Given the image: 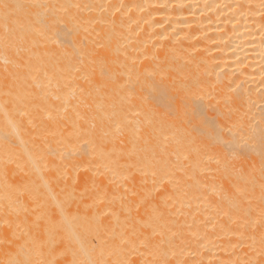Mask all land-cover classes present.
Returning <instances> with one entry per match:
<instances>
[{
  "label": "bare ground",
  "instance_id": "1",
  "mask_svg": "<svg viewBox=\"0 0 264 264\" xmlns=\"http://www.w3.org/2000/svg\"><path fill=\"white\" fill-rule=\"evenodd\" d=\"M0 264H264V0H0Z\"/></svg>",
  "mask_w": 264,
  "mask_h": 264
},
{
  "label": "rangeland",
  "instance_id": "2",
  "mask_svg": "<svg viewBox=\"0 0 264 264\" xmlns=\"http://www.w3.org/2000/svg\"><path fill=\"white\" fill-rule=\"evenodd\" d=\"M12 138V137H11ZM14 140V139H13Z\"/></svg>",
  "mask_w": 264,
  "mask_h": 264
}]
</instances>
